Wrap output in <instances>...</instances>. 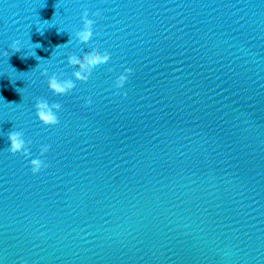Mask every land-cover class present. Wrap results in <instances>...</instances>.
<instances>
[{
  "label": "water",
  "instance_id": "1",
  "mask_svg": "<svg viewBox=\"0 0 264 264\" xmlns=\"http://www.w3.org/2000/svg\"><path fill=\"white\" fill-rule=\"evenodd\" d=\"M97 45L54 94L44 69ZM0 264H264V0H0Z\"/></svg>",
  "mask_w": 264,
  "mask_h": 264
},
{
  "label": "clouds",
  "instance_id": "2",
  "mask_svg": "<svg viewBox=\"0 0 264 264\" xmlns=\"http://www.w3.org/2000/svg\"><path fill=\"white\" fill-rule=\"evenodd\" d=\"M93 16H99L100 11L92 13ZM83 27L81 30L75 33V37L78 42L81 44H88L92 37L94 36V24L95 20L89 18V10L85 9L82 16ZM38 45V44H37ZM40 45H38L39 47ZM59 47V46H58ZM11 52H18L21 50L20 41L14 40L11 44ZM5 55H9L6 51ZM112 57V53L108 50L101 51L100 46L97 45L91 51L84 52L83 55H77L71 53L67 57V62L70 66H73L75 70L72 75L75 77V80L72 78H62L65 74L63 72L53 73L51 76H48V70L44 69L43 75L47 76V85L49 89L56 95H66L71 93L76 88V81L86 82L89 77L92 75L94 69L101 64L107 63ZM135 69L133 67H127L123 73H121L116 80V87L121 88L129 80L130 74L133 73ZM127 93H125L126 95ZM93 103L92 97L87 98V104L91 105ZM36 115L39 120L44 125H57L59 124L58 113L62 109V105L59 102L50 103L48 99L40 97L37 99L35 104ZM8 137L11 141L10 147L7 148L12 154L22 153L25 157L32 155L28 145L32 143L30 139H25V133L22 130H14L8 134ZM51 149L50 144H43L40 146V157H43L44 154L48 153ZM40 157L33 158L30 160L32 172L38 173L42 168H47L49 165L46 163L45 159Z\"/></svg>",
  "mask_w": 264,
  "mask_h": 264
}]
</instances>
